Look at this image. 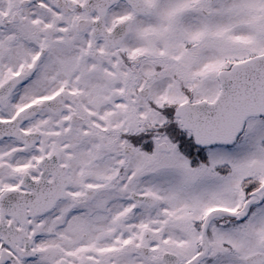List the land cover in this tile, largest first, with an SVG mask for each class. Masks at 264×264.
I'll return each mask as SVG.
<instances>
[{"label": "snow or ice", "instance_id": "obj_1", "mask_svg": "<svg viewBox=\"0 0 264 264\" xmlns=\"http://www.w3.org/2000/svg\"><path fill=\"white\" fill-rule=\"evenodd\" d=\"M0 264H264V0H0Z\"/></svg>", "mask_w": 264, "mask_h": 264}]
</instances>
